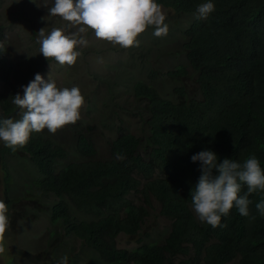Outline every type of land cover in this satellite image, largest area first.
I'll use <instances>...</instances> for the list:
<instances>
[{"label": "trees", "instance_id": "trees-1", "mask_svg": "<svg viewBox=\"0 0 264 264\" xmlns=\"http://www.w3.org/2000/svg\"><path fill=\"white\" fill-rule=\"evenodd\" d=\"M156 1L179 12H192L196 6L209 2ZM211 2L215 11L186 30L184 44L192 80L195 78L201 98H183L173 104L147 84L135 85L133 96L144 105L141 118L148 128L146 160L138 152L140 139L129 133L110 139L100 152L94 138L98 127L91 123L84 130H75L76 139L69 146L79 161L65 163L67 150L37 133L15 152L3 142L0 146L2 156L15 155L36 167L40 174L35 184L38 192L57 198L50 208L51 222L62 223L63 234L75 237L103 264H171L173 256L187 254L188 244L200 251L206 243V264H223L236 257L240 264H264V215L256 208L257 203L264 201V193L249 195L252 203L248 217L233 208L221 218L222 226L217 228L206 222L200 224L189 208L193 206L192 190L201 175L193 181L188 178L195 168L193 164L199 162L191 160L193 155L211 150L218 162L225 158L243 162L254 155L264 168V0ZM10 75L7 52L0 51V81L10 85ZM184 75L187 71L183 67L170 73L174 78ZM224 88L232 94L223 98L224 105L213 109L209 105L213 91ZM16 94L19 93L14 88L0 96L4 115L16 110L12 103ZM101 153L108 154L100 158L97 154ZM153 171L160 175L153 178ZM135 174H142L143 182ZM4 177L7 183L6 169ZM246 191V185H242L241 195ZM138 192L146 202L154 197L160 214L171 222V229L161 244L138 240L129 250L119 249L115 245L119 234L140 235L145 210L129 199ZM29 202L31 209L47 208L37 199ZM14 203L8 202V217L14 222L30 218L23 208H13ZM70 208L88 217H75ZM60 242V236L54 237L51 251ZM42 257H48L47 253Z\"/></svg>", "mask_w": 264, "mask_h": 264}, {"label": "clouds", "instance_id": "clouds-1", "mask_svg": "<svg viewBox=\"0 0 264 264\" xmlns=\"http://www.w3.org/2000/svg\"><path fill=\"white\" fill-rule=\"evenodd\" d=\"M205 2L196 6L192 12H179L158 3L156 0H52L49 7L42 8L40 11H49L50 16L61 18L67 22L69 28H74L75 31L54 27L46 33L44 29H41L37 39V43L40 45L39 52L46 60L55 61L60 66L72 67L76 65L77 61L84 60L89 62L90 56L96 53L94 50L96 47H91L86 39V34L92 31L97 39L114 47L119 46L121 49L137 48L138 54L136 55L144 57L142 66L134 63L136 66L131 68L136 70V73L133 72L135 77L138 73L146 74V80H138L133 83V95L135 85L138 82H143L154 88L161 98L167 99L173 104L178 103L183 98L199 100L201 98L200 90L195 78L192 80L193 73L188 67L189 63L186 58L184 44L186 42V30L194 22L205 21L209 14L215 11V5L211 0ZM166 12L173 13L175 17H188L190 20L188 24L179 27L168 21ZM0 26L3 32L0 51L7 52L4 41L5 27L2 24ZM167 34L169 35L167 36ZM144 38L151 39L152 44L142 49L141 40ZM174 43L177 44L176 49L173 47ZM156 49L176 56L177 62L172 66H168L165 70L155 68H150L147 71L142 70L145 69L144 65L147 64V57L152 53H156ZM182 67L187 71V75L177 78L170 76V73ZM161 74L169 82L166 91L160 89L156 82H150L158 79ZM22 87L23 97L20 94L12 97V103L20 110V118L17 120L0 118V141L13 152L24 147L30 141L33 133H41L47 129L48 132L55 134L58 130L73 125L80 120L85 97L78 87L59 88L50 77L45 81L38 73L33 81ZM179 94L190 96L179 98ZM231 94V91L226 88L215 90L209 105L213 109H217L224 105L223 98ZM141 104L143 105V103ZM141 114H144V105L142 111H140L142 121ZM142 124V134L139 135H135L129 130H123L122 126H116L115 129L108 127L103 135L98 127L94 138L98 142L100 152L103 151V142L106 143L121 134L129 133L136 139H140L141 145L138 152L146 160L148 150L145 147V139L148 135V128L143 122ZM105 132H108V134L106 135ZM107 154L101 153L97 156L104 158ZM191 160L199 162L193 164L195 168L188 177L189 180L193 181L198 175H201L194 190H192L193 206L189 205V208L200 224L206 222L213 228L221 227V218L228 216L233 208H236L242 216L248 217L250 215L249 206L252 201L249 199V195L264 193V168L261 167V162L256 156L247 157L243 162L229 158L218 162L216 153L205 150L193 155ZM158 175H160L158 171H153V178ZM135 177L143 182L144 177L142 174H135ZM242 185H246L247 188L243 195H241ZM141 188L142 186L139 190ZM137 195L143 199L141 201L143 205L134 204L131 195L129 199L135 206L145 210V217V205L150 202H146L141 193L134 194V196ZM148 199L156 201L152 196ZM256 208L260 215H264V201L257 203ZM8 212V205L0 200V256L5 255L7 252L6 236L10 227ZM144 217L141 224L144 223ZM170 229L171 222L168 233ZM168 233L166 232L164 236ZM162 241L156 244H161ZM80 245L82 244L80 243ZM207 245L208 243L201 247L199 251L193 245L188 244L187 254L185 256L181 254L173 256L171 264H184L185 261L192 262L191 264L196 262L197 264H206L204 258ZM57 260L60 261L59 264H68L67 256L62 257V259L58 256ZM223 264H240L239 258L236 257Z\"/></svg>", "mask_w": 264, "mask_h": 264}, {"label": "rangeland", "instance_id": "rangeland-1", "mask_svg": "<svg viewBox=\"0 0 264 264\" xmlns=\"http://www.w3.org/2000/svg\"><path fill=\"white\" fill-rule=\"evenodd\" d=\"M51 1L0 0V24L5 27L4 41L11 66L10 85L0 81V96L7 95L15 88L23 97L22 86H27L33 81L37 73L45 81L50 77L59 88L78 87L80 89L85 97L80 120L58 130L55 134L48 132L47 129L37 133L67 150L68 157L64 161L66 163L80 160L69 146L76 139L75 130H84L88 123L99 127L103 135L106 128L115 129L116 126H122L123 130H129L135 135L142 134L143 124L140 111L143 105L133 96V83L146 80V74L138 73L135 77L133 72L136 73V70L131 69L136 66L135 64L142 66L144 63V57L136 55L138 54L137 48L114 47L97 39L92 31L86 34V39L91 47H96L94 49L96 53L90 56L89 62L77 61L75 66L68 67L46 60L39 52L40 45L37 43L39 31L44 29L47 33L54 27L75 31L74 28H69L67 22L61 18L50 16L49 11H40L42 8L49 7ZM166 16L170 23L179 27L188 24L190 20L188 17H175L171 12H166ZM151 44V39L141 40L142 49ZM173 47L176 49L177 44L174 43ZM146 62L145 69L142 70L147 71L150 68L165 70L176 63L177 59L176 56L156 49V53L148 56ZM150 82H156L160 89H164L163 91H166L169 85L162 74L158 79ZM0 118L17 120L20 118V110L16 108L9 116L4 115L0 101ZM105 134L107 135L108 132ZM1 144L2 141H0V146ZM5 169L9 173L7 183L4 177ZM39 179L40 174L30 161L15 155L2 156L0 154V200L7 205L12 200L15 202L13 208L17 210L23 208L30 215V218L16 222L9 217L10 227L6 236L7 252L0 256V264H52V262L54 264L58 261V256L61 259L67 256L68 264L75 259V256H77L76 261L72 264L95 261L103 264L97 259L96 253L80 245L75 237L65 236L61 228L62 223L51 222L50 208L57 198L53 194L43 195L38 192L39 189L35 184ZM131 196L134 204L143 205L141 202L143 199L140 196H134V194ZM33 199L39 200L47 208L44 211L31 209L29 201ZM149 202L145 205L146 216L139 231L140 235L134 237L118 235L115 241L118 248L129 250L137 244L138 240L142 242L153 240L159 243L165 238L164 235L170 228V221L160 215L156 201L150 199ZM70 210L75 217H88L75 212L73 208ZM56 236H60L61 242L51 251L50 246ZM45 253L48 257L40 258Z\"/></svg>", "mask_w": 264, "mask_h": 264}]
</instances>
